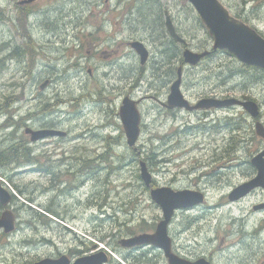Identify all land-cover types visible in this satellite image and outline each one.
I'll return each mask as SVG.
<instances>
[{
    "label": "rangeland",
    "instance_id": "1",
    "mask_svg": "<svg viewBox=\"0 0 264 264\" xmlns=\"http://www.w3.org/2000/svg\"><path fill=\"white\" fill-rule=\"evenodd\" d=\"M21 1L0 0V150L14 138L25 140L33 159L39 154L50 156L40 161L47 171L67 165L72 172L59 174L57 179L62 180H56L47 191L50 177L35 170L36 160L15 161L0 168V182L12 195L6 207L0 205V214L9 209L15 220L9 232L0 227V264H32L56 250L81 247L83 240L108 250L106 243L114 240L112 234L140 231L160 221L161 208L151 200L140 178L139 159L147 162L158 187L172 189L192 184L198 165L204 172L219 163L224 151L221 139L225 133L228 138L229 132L200 126L201 116L197 115L201 113L182 109L174 117L149 101L139 109L142 127L136 146L142 156L136 157L118 116L128 92L138 98L156 87V93L165 94L162 89L171 80L170 89L176 69L182 65L180 90L185 99L196 103L204 96L228 95L253 100L261 109L264 125V70L244 65L227 51L194 66L184 65L181 45L170 42L162 26L145 23L154 19L149 17V8L159 7L161 21L167 12L179 36L186 39L185 48L195 52L210 48L213 39L189 2ZM220 2L231 15L245 5L243 0ZM245 8L264 35V0L251 1ZM134 40L142 41L149 52L143 65L128 43ZM15 47L20 55L12 53ZM243 112L237 108L231 114L232 122L244 127L245 121L237 119ZM10 116L11 123L22 118L25 125L6 129L4 123ZM27 128L66 134L32 142L25 133ZM247 128L251 142L238 146L234 138L235 148L244 146L241 153L254 151L260 142L254 126L250 123ZM84 154L90 161L88 173L82 175L71 158ZM211 173V179L206 177L200 184L207 188L205 200L189 213L182 212L188 208L182 209L181 224L198 223L193 228H201L199 249L213 252L218 264H240L244 255L248 260L243 264L258 260L263 264V254L254 256V251L264 252V233L254 235L242 197L228 199V186L240 182V171ZM205 181L209 183L203 184ZM175 217L176 230L178 215ZM132 219L131 226L118 225ZM91 233L103 240H95ZM111 252L119 264L121 258Z\"/></svg>",
    "mask_w": 264,
    "mask_h": 264
},
{
    "label": "flooded vegetation",
    "instance_id": "2",
    "mask_svg": "<svg viewBox=\"0 0 264 264\" xmlns=\"http://www.w3.org/2000/svg\"><path fill=\"white\" fill-rule=\"evenodd\" d=\"M251 1H254V0H243L245 5H243L242 10L240 12L233 14L232 16L235 17L239 22H242V23L248 25L250 28L254 29L258 34H260L262 37H264L260 27H258L256 24L252 23L250 21L249 15L246 14L247 9L245 8V6L250 4ZM254 9H255V6L252 9V11ZM229 13H230V11H229ZM162 24L164 27V25H165L164 22H162ZM175 30H176V28H175ZM176 32H177V30H176ZM185 41H186V39H185ZM128 43L130 44V42H128ZM186 46H187V41L185 43H181L182 50ZM205 50L209 51V54L203 56L200 59V61L198 62V64H200L201 62H203L205 60L210 59L217 52H224L225 51V50H219V49L212 50V43L210 44V48L208 45L205 47V49L200 50V52L205 51ZM111 55H113V53L112 54L107 53V56H111ZM169 82H171V80L168 81V83H166L167 84L166 87L164 86V88H166V89H164V88L162 89V91H164L165 94L156 93V87H154L155 91H153V90L146 91L145 95L138 97V98L134 97L132 95V92L130 91L127 93V95H124L123 99L125 97H128L129 99L134 100L136 102V106H137L138 110L139 109L142 110V106H143L144 101H149L153 105L155 102L160 106V108L164 112L171 114L172 116L175 117V113L181 111L182 109H184V110H186V109L183 107L169 108L167 106L168 105L167 104V98H168V95L170 93V89L168 87ZM163 84H165V83H162L161 87H163ZM180 87H181V84H180ZM204 97L209 98L208 96H204ZM212 97L215 98L216 96H212ZM227 97H228V95L227 96H221L219 99H224ZM122 101H121V103H122ZM189 102H190V104H194L190 100H189ZM119 106H121V105H119ZM237 108L242 109L244 111L243 114L239 118H237L238 120H242V122H243V120L245 121L243 123L244 127L241 124H238V123L234 124L232 122L235 120V118L233 117V114H231V113L234 109H237ZM186 111H189L192 113L193 112L201 113V114L197 115V116H201L198 118V119H200L199 122H201L199 124L200 126H204V127H206V125L211 126V127L213 126L214 132H218L219 130H226V132H229L230 135L228 136V138H226L225 137L226 133L225 134L222 133L223 137L221 139V142H224V148H222L224 151L220 154V156L218 158L219 163L215 167H210L211 166L210 165L208 171L201 172L198 169L201 165H198L197 166V173L194 176L196 180L192 184H189V185L184 186V187L180 186V188L178 187L175 189H190V190L192 189V190H196V191L203 193V195L205 196V192L207 191V188H205V185H200V184H201L202 180L206 177H208L206 179H211L210 178V175L212 174L211 171H218V170L228 169V170H231L232 172L234 170H239L241 173L240 182L232 183L231 185H229L228 188H230V190L228 191V193L231 192L238 185L249 184L251 181H253V180H255V178H257L258 168H257L256 164L254 163V160L256 158H259L260 152L262 150H264V140L260 136H258L256 134V131H255L256 122H260L263 125V123L260 121L262 118V112H261L259 105H258V114L255 117H252L242 106H239V105H231V106H224V107L197 108V109H194L191 111L190 110H186ZM218 112H221L223 115L220 116V114ZM114 115H117V112H114ZM118 116H119V111H118ZM218 119H219V121H218ZM222 120H225V122L222 123ZM141 121H142V118H141ZM227 121H229V122H227ZM18 122L20 123V125L21 124L25 125L24 122L22 121V118L19 119ZM250 123L254 126V131H255L256 137H257V139L260 140V142L258 144V147H256V149L254 151H251V152L248 151L246 153L245 152L241 153V151H244V146L235 148L234 147V138H236V142H237L238 146L242 142H248V141L251 142L252 139L249 138V133H247L249 130L247 127L250 125ZM10 126H12L13 128H16V122H12L10 124ZM141 127H142V125L140 122V132H141ZM7 128H8V126L6 127V129ZM136 142H137V140H136ZM217 143H218V141L216 140V144ZM131 149L136 152V157H139L140 155L142 156V152L138 150V147L136 149H133V147H131ZM218 149H221V147ZM63 156L70 158L72 155H69V156L63 155ZM30 157H31L30 160H36V169L35 170L37 172H44V173L47 172L48 173L47 176L50 177L49 178L50 182L47 186H45V190H47V191L50 190V188L56 182V180L57 181L62 180V177L60 180L57 179V176H59V174H62V173L65 174V173H71L72 172V170L68 169L67 165L57 166L55 169L47 171V168H44V166H42L40 164V161L45 159V157H50V156L39 154V155H36V157H34V159L32 158L31 155H30ZM99 157H102V156H98L97 158H99ZM261 158L264 159V154L261 155ZM17 159L20 161L28 160V158H26L22 154H19L17 156ZM71 159H72V162L78 163L75 165L78 166V168H80L79 171L82 173V175L88 173V171H86V170H88L87 162L90 161L89 155L84 154V155H79V156H72ZM220 159H223V160L221 161ZM64 161H66V160L62 159L61 162H64ZM72 167H73V165H71L70 168H72ZM63 168H65V169H63ZM73 171H74V169H73ZM207 183H209V181H205L203 184H207ZM221 185H222V183H219L218 186H221ZM154 186H157V185L154 181V175H153L151 185L150 186H144L145 191H149L150 188L154 187ZM241 199H243L247 202V205L245 206L247 208L246 209V211H247L246 216L252 218L251 222H252V226L254 229V231H253L254 235L256 236V234H257L258 236H262L264 233V188L262 186H259V185L253 186V187L249 188V190L242 196ZM196 207H198V205L193 206L191 208H188L185 211L183 210L182 212L189 213V212L193 211ZM176 214L178 215V218H177L178 223H177V229L175 230L173 227V224H174V221L176 219V217H175ZM246 219L249 220L248 218H246ZM130 221H133V219L128 220L127 222L118 223V225L121 227L131 226L132 223ZM157 222L154 224L151 223L148 228H142V229H140V231L134 230V231H130V233H128V234L120 231L116 235L112 234V236L114 237V240H112V241H115V243H112V241H108L106 243L107 246L109 247L108 250L97 247V244H96L97 242L95 243L94 241H92V242H94V244H89V241L83 240L80 243L81 247H79V246L70 247V248H68V250H62V251L56 250V252L51 253L49 255H44L41 258L50 257L52 259H58L59 257L64 256L65 257L64 261H63L64 264H75L76 260H78L79 258H90L91 256H94L98 252L103 251L106 254V260L105 261L100 262L101 260H98V259H93V260L85 259L86 260V261L84 260L85 263L86 264H118L116 262L115 256L111 252V251H113L121 258L119 264H169L164 250L161 249L160 247L154 246L152 244L125 247L121 244L122 238L132 237V236H135V235H138L141 233L152 234L156 229ZM194 225H198V223H195L194 221L192 222V220H190L188 222V224H186V223L181 224V209L174 213V216L171 218L170 222L167 224V234H168L169 239H170V252L177 257L178 262L180 264H181V261H183L185 264H196V262L201 258H204L206 261H208L211 264H218V259L213 254V252L202 251L199 249V238H200L201 228L197 226V228L194 229L193 228ZM246 229H248V226H246ZM243 232L245 233V236H246L247 232L245 231L244 228H243ZM91 236L94 237L95 240H103V237L98 236L96 233H91ZM254 252H255L254 256H258L260 254H263L262 258H264V252L259 251V250L254 251ZM246 256L247 255L243 256L244 259H243V261H240L241 262L240 264H243L244 260H248L246 258ZM41 258H38L37 260H39ZM258 262L260 263L261 261L258 260L255 262V264H259ZM262 263L264 264L263 260H262ZM23 264H25V263H23Z\"/></svg>",
    "mask_w": 264,
    "mask_h": 264
},
{
    "label": "water",
    "instance_id": "3",
    "mask_svg": "<svg viewBox=\"0 0 264 264\" xmlns=\"http://www.w3.org/2000/svg\"><path fill=\"white\" fill-rule=\"evenodd\" d=\"M34 0H22L20 3H30ZM189 2L200 20L207 29L209 35L213 39L212 50H226L233 54L240 62L255 66L264 70V37L258 34L248 25L239 22L232 17L228 10L219 0H182ZM165 28L170 37L179 43H185V40L177 34L171 18L165 12ZM130 47L136 52L140 63L143 65L149 57V52L144 43L140 40L130 42ZM209 54V51L195 52L188 48L182 51L183 63L189 66L196 65L200 59ZM176 79L170 85V93L167 98V106L183 107L186 110H194L197 108L224 107L231 105L242 106L252 117L258 114V105L253 100H240L235 97L224 99L219 98H201L195 104L185 99L180 91L182 80V66L177 67ZM120 120L126 136V143L129 147L136 149L135 143L140 134L141 115L134 100L125 97L119 109ZM255 131L258 136L264 140V126L260 122H256ZM30 135L31 141H37L50 136H64V131L56 129H37L25 130ZM260 152L259 158L254 160L258 168V176L249 184H240L235 187L229 194L228 199L233 201L242 197L249 188L259 185L264 188V159ZM140 178L145 186L152 183V175L149 172L146 162L139 160ZM151 199L161 208L162 219L157 223L155 231L150 233H141L132 237L122 238L121 244L125 247L152 244L164 250L169 264H180L175 255L170 252V239L167 234V224L170 222L175 210L186 209L195 206L204 200V196L199 191L190 189H172L167 186L153 187L149 191ZM11 194L0 183V205L6 207L10 200ZM14 215L11 210L4 209L0 214V227L5 232L14 229ZM64 256L58 259L50 257L42 258L34 261L32 264H64ZM85 259L106 260V254L103 251L98 252L90 258H79L75 264H86ZM85 260V261H84ZM181 264H185L181 261ZM196 264H211L204 258L199 259Z\"/></svg>",
    "mask_w": 264,
    "mask_h": 264
},
{
    "label": "trees",
    "instance_id": "4",
    "mask_svg": "<svg viewBox=\"0 0 264 264\" xmlns=\"http://www.w3.org/2000/svg\"><path fill=\"white\" fill-rule=\"evenodd\" d=\"M149 9H150V15H149V17H151V18L154 17V19H153L154 22L152 21V23L150 24L149 22L147 23V20H145V23L147 24V26L148 25L152 26V24H154L155 27L162 26V28L164 29L163 24L161 22V20H162L161 19V15L159 16V7L156 10H155V7H150ZM22 11H23V13L25 15H28L29 14L28 13V10H21V12ZM0 18H2L1 12H0ZM159 20H160V22H159ZM169 39H170V42H173L174 43V41L171 38H169ZM12 53H14L15 55H20V52L18 51V47H15L12 50ZM2 61L3 60L0 59V68H1V62ZM11 117L12 116H10L8 120L6 119V122L4 123L8 127L10 126L11 121H12ZM19 126H21V125H20V123L17 120L16 121V127H19ZM17 139L18 138H14L12 141H10V143L6 146V148L0 150V168L3 167V166H5L6 164L14 163L15 161H20V160L17 159V156L19 154H22L26 158H28V160H26V161H29L30 160V158H31L30 157V155H31V148H29L27 146L28 144H27V142L25 140L24 141L23 140L21 141V140H17ZM128 233H130V231L127 232V234Z\"/></svg>",
    "mask_w": 264,
    "mask_h": 264
}]
</instances>
